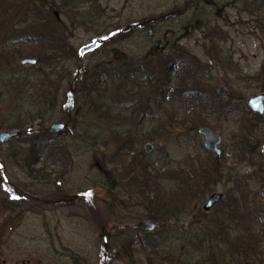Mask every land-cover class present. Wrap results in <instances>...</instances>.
Wrapping results in <instances>:
<instances>
[{"label": "rangeland", "instance_id": "obj_1", "mask_svg": "<svg viewBox=\"0 0 264 264\" xmlns=\"http://www.w3.org/2000/svg\"><path fill=\"white\" fill-rule=\"evenodd\" d=\"M94 1L109 12L111 18L121 16L125 22L123 28L128 27L126 22L130 20L134 23L148 22L144 29H132L124 35L126 38L122 40L123 42L116 43L122 50L145 51L144 49H148L151 42L160 43L163 48L178 46L197 58L204 66L205 72L204 69L200 71L199 74L203 75L201 78L194 74L193 80L189 79L187 74L184 75L181 79L187 81L186 85H183L182 89H177L175 93L169 90L161 105L152 101L153 110L143 117H141L142 107L131 114L132 111L128 109L124 111L115 103L117 105L112 109L127 116V120L123 119L122 122L114 116L111 122L105 119L107 121L97 123L89 116L88 99L85 101L84 95L78 91L74 112L66 113L63 105L70 88L65 89L61 100L62 112L44 130H48L54 123L68 124L65 130L68 132L58 136L57 142L70 146L72 160L66 163L67 166L48 164L47 172L51 175V183L46 181L43 187L31 186L35 181L27 177V173L14 163L10 155L12 149L26 146L25 140L31 138L33 132L42 130L38 125L35 130H25L21 139L11 140L8 144L0 146V264H150L148 256L152 254V250L140 251L139 243L135 240L134 244L131 243L134 250L131 251L132 256L131 254L128 256L130 249L124 247L123 243L131 240V231H135L133 230L135 224L145 220L141 217L145 214L146 207L140 203V200L135 199L137 194L148 192L153 186L141 188L143 190L137 186L130 190L125 188L127 184L125 178L133 170L128 166L130 159L133 158L128 154L132 152L121 151L119 145L113 142V133L137 130L147 134L143 136V142L137 145L141 156L135 154L134 157L143 158L146 162L155 165L189 170L200 164L206 166L210 162L216 163V154L204 149L203 137L189 122L190 116L195 111L203 114L202 117L211 122L209 127L222 136L223 155L219 159V167L224 171L223 179L212 183L209 190L199 199L190 195L185 209L179 203L172 204L180 211L179 219L164 226L159 223L160 234L155 236L159 244L167 249L171 248L172 253L165 262H161L163 259L160 258H154L152 262L153 264H209L206 259V255L210 254L209 248L213 247L216 255H222V250L226 249L224 244V246L220 245L217 231L213 230V227L217 228L218 220L228 218L229 221L231 219L232 222H229L231 224L240 223L241 220L236 222L232 218L237 216L239 205L240 211L246 209L244 213L246 220H250L251 223L257 221L259 213L264 215L262 189L264 159L258 154L252 156L245 151L249 141H254V137H263L259 140L260 148L264 144V117L258 121L247 104L249 98L264 94V82L256 79L264 63V36L261 30L264 13L254 10L258 4L254 0H211L214 6H206L198 13L211 22V29L208 32L204 28L197 29L193 26L191 20L194 11L184 8L185 0ZM192 2L197 3V0ZM177 4L179 7L174 11ZM172 10L175 13L165 20H162L165 17L160 18L162 21L157 22V25L156 22L151 21ZM10 24L11 22L7 24L8 28ZM150 29L154 31V36L148 39L146 36ZM211 30L220 34L213 37L210 35ZM216 32L214 34H217ZM95 38L97 36L88 32L87 28H76L73 30L70 42L79 51ZM4 39V35H1L0 43L6 42ZM213 41L216 42L217 47L222 48L225 57L231 58L237 64L234 71L228 67L223 70L219 64L210 59L205 46L212 51ZM100 50L102 48L83 58L78 54L82 61L72 64L73 76L70 80L76 77V72L81 66L84 73L88 64L93 63L98 57ZM169 54V51H166L156 59L165 60ZM20 61L16 64L17 70L25 68L21 66ZM171 66L172 63L169 61L168 67ZM226 71L229 76L225 74ZM170 72H173L172 86L175 88L172 90H176L180 71L171 68ZM142 86L139 103L143 100L146 102L147 96L154 89ZM122 87L125 91L133 90L134 96L140 91L139 87L134 88L131 82ZM222 87L228 89L227 94L217 93ZM195 90L220 97L219 102L222 104L230 102L229 104L234 106L233 110L237 109L238 113L236 111L222 113L221 110L204 111L205 101L198 104L196 95H190ZM123 96L128 95L124 93ZM132 98L133 96H130L125 99ZM108 102L114 103L112 99ZM8 104V102L0 104V120L6 118ZM251 120L254 121V129H251ZM4 131L11 130H0V133ZM148 134L153 135L155 140H151ZM93 136L99 137L97 142L92 140ZM147 143L155 145L150 154L144 152ZM240 154L243 157H240ZM114 169L115 173H113ZM65 170L67 173L64 174ZM161 182L167 186L168 190H165L164 194L169 198L180 189L170 190L175 187V183L165 179ZM59 186L63 187L62 191L58 190ZM112 186L115 189L111 193L109 188ZM259 191L261 194L256 197ZM213 192L223 193V202L213 211L205 212L203 207ZM73 196L78 197L71 200L69 197ZM234 198L239 202L236 203ZM4 202L6 205H3ZM15 204L19 208L12 213ZM113 204H115L114 211ZM11 215L21 217L11 223ZM263 224L264 222H261L257 226ZM239 227L242 228V222ZM104 230L109 234L108 253L101 249L100 238ZM205 240L203 246L200 242L203 243ZM162 247L160 250H165Z\"/></svg>", "mask_w": 264, "mask_h": 264}, {"label": "trees", "instance_id": "obj_2", "mask_svg": "<svg viewBox=\"0 0 264 264\" xmlns=\"http://www.w3.org/2000/svg\"><path fill=\"white\" fill-rule=\"evenodd\" d=\"M254 1L259 4L254 10L264 13V0ZM191 2L190 0L184 2V8L194 11L191 23L195 28H204L209 32L211 22L198 13L206 6H214V2L211 0H197V3L192 2L193 4ZM178 5L175 6L174 11L178 9ZM174 13L172 10L158 18L165 17L162 19L165 20ZM115 17L111 18L109 12L94 0H63L62 2L57 0H0V36L4 35V41H6L0 43V104L9 103L6 118L0 120V130H35L36 125L42 129L41 131L36 130L31 134V138L25 140L26 146L16 150L12 149L10 153L14 163L23 168L28 178L35 181L31 186L40 187L39 185H42L43 187L46 181H51V175L47 172L48 164L67 166L66 163L72 160L70 146L57 142V134L44 130L62 112L61 100L65 89L74 88L76 94L78 91L84 95L85 101L88 99L89 116L97 123L107 121L105 119H109L108 122H111L114 116L122 122L123 119L127 120V116H124V113L120 111L116 112L112 107L118 104L117 107L120 106L124 111L128 109L130 112L132 111L131 114L136 113L142 107L141 117H143L153 110L152 101L161 105V101L169 90L175 93L177 89H182L183 85H186L187 81L181 79L184 75L187 74L189 79L193 80L195 79L194 74L201 78L203 75L199 74L200 71L204 69L205 72L204 66L198 62L197 58L178 46L163 48L160 43L151 42L149 48L144 49L145 51L122 50L116 43L123 42L126 34L116 37L114 35L122 30L125 22L121 16ZM10 22L8 28L7 24ZM126 23L128 26L134 24L132 20ZM76 28H87L88 32L105 41L98 48H102L98 57L93 60V63L88 64L82 76L77 78L76 75L70 80L73 76L72 64L81 63L78 49L70 42V37ZM261 30H263L264 36V21H262ZM214 32L216 31H210V35L213 37L220 34L219 32L214 34ZM146 37L150 38L148 34ZM211 43L212 51L205 46L210 59L219 64L221 69L225 70V67H228L234 71L237 64L231 58L224 56L222 48L217 47L215 41ZM166 51H169L170 54L165 60L156 59V57L164 55ZM25 57L37 59V64L17 70L15 68L17 62ZM169 61L172 63L171 68H174V71H180V74H177L179 82L176 90H172L175 88L172 86L171 75L173 72H170L171 68L168 67ZM225 74L228 75V72L226 71ZM256 79L259 82H264V63ZM130 82L134 88L139 87L140 91L143 88L142 85L154 88L147 96L146 102L143 100L139 103L142 91L136 92L134 96L133 90L125 91L123 89L122 86ZM122 92L128 96H123ZM192 94L198 98V104L205 101L204 111L221 110L222 113L234 111L238 113L237 109L233 110L234 106L229 104L230 102L222 104L219 102L220 97L214 94L206 95L201 90L192 91L190 95ZM130 96L133 98L125 99ZM176 97L178 96L176 95ZM111 99L114 103L108 102ZM202 116L203 114H198V111L193 112L190 116L189 122L195 130L203 126H211V122ZM253 116L258 121L262 119L258 114H253ZM253 126L254 121L251 120V129H254ZM67 132L68 130L65 133ZM144 135L147 134H142L137 130L116 131L113 133V142L119 145L121 151L132 152L128 154L133 157L128 166H131L133 170L125 178L127 182L125 188L130 190L136 186L140 189L153 186L148 192L143 191V194H137L135 198L146 207V212L141 218L154 220L164 226L179 219L180 211L172 204L178 205L179 203L184 208L190 195L195 199L201 198L212 183L223 179L224 171L219 167V158H216V163L210 162L206 166L200 164L189 170L167 168L146 162L143 158H136L135 154L140 155L141 152L137 149V145L143 142ZM148 136L151 140H155L153 135L148 134ZM97 138L99 137L93 136L92 140L97 142ZM260 139L261 136L254 137V148L259 147ZM65 173H67L66 170ZM113 173H115V169ZM191 178L193 179L190 180ZM164 179L175 183V187L170 190L181 189L177 192L172 191L174 194L170 195L171 201L169 196L164 194V191L168 190L167 186L161 182ZM58 188L60 191L63 190L62 186ZM114 189L113 186L109 188L111 193ZM259 194L261 191L257 192L256 197ZM234 200L236 203L239 202L236 198ZM3 205H6V202ZM114 205L112 206L113 211L115 210ZM17 208L19 207L15 204L12 213ZM238 209L237 216L232 218L236 222L241 220L242 228L239 227L241 222H238L237 225L231 224L229 223L231 219L229 221L228 218H221L217 222V228L213 227L220 238V245L224 244L226 249L222 250V255H216L213 252V247L209 248L210 254L206 255L209 264H264V224L257 226L264 222V215L259 213L257 221L251 223L250 220H246V214H244L246 209L240 211V205ZM19 217L21 216L11 215V223ZM114 217L117 219L116 216ZM159 232L157 230L151 234H144L131 231V240L128 243H123L124 247L130 249L127 253L128 256L131 251H134L131 243L134 244L136 240L139 243L140 251L152 250V254L148 256L150 264H153L154 258L163 259L161 262L167 261L172 250L165 246L162 247L156 240L155 236L160 234ZM205 242L206 240L200 243L203 245ZM160 247L165 250H160Z\"/></svg>", "mask_w": 264, "mask_h": 264}, {"label": "water", "instance_id": "obj_3", "mask_svg": "<svg viewBox=\"0 0 264 264\" xmlns=\"http://www.w3.org/2000/svg\"><path fill=\"white\" fill-rule=\"evenodd\" d=\"M160 18H154L151 21L157 22ZM135 26L139 27V24H136ZM127 31V29L125 30ZM153 30H149V35L152 36ZM105 40L103 39H94L91 43L83 46L80 49V57L83 58L86 54L91 53L98 47H100ZM21 66H32L37 64V59L32 57H25L20 61ZM83 66H81L77 72V76H82ZM218 94L225 95L228 93V89L226 87H222L217 90ZM247 104L250 108V110L253 113H257L259 115H264V94L255 95L248 99ZM76 106V90L74 88H71L68 90L66 95V102L63 105V110L66 113L72 114L75 110ZM68 128L67 123H54L50 126L48 129L50 132L57 134L58 136L64 134L65 130ZM198 133L203 137V147L206 151L216 154L217 156H221L222 150L220 149V145L222 143V136L219 132H217L215 129L204 126L198 129ZM24 134V131L21 130H11V131H4L0 133V146L8 144L11 140H19L22 138ZM155 148V145L153 143H147L144 149L145 154H150ZM263 154H264V147H263ZM78 196L69 197L71 200H75ZM224 198V195L219 192H214L209 196L207 199L203 210L205 212H211L213 208L222 202ZM159 229V223H157L154 220L145 219L139 221L135 226L133 227V230L142 232V233H154ZM109 234L107 231H103L100 243H101V249L102 251L108 253L110 246H109V240H108ZM105 258L107 259V255H105Z\"/></svg>", "mask_w": 264, "mask_h": 264}, {"label": "flooded vegetation", "instance_id": "obj_4", "mask_svg": "<svg viewBox=\"0 0 264 264\" xmlns=\"http://www.w3.org/2000/svg\"><path fill=\"white\" fill-rule=\"evenodd\" d=\"M160 21V19L157 21V22H159ZM156 22V23H157ZM146 23H148V22H143V23H134V24H131V25H129L128 27H124V28H122V30H120V31H118L114 36L116 37V36H122L123 34H127L128 32H130L132 29H144L145 28V26L147 25ZM153 23H155V22H153ZM136 24H139L140 26L139 27H137V26H135ZM127 29V31H125ZM148 34V36L150 37V38H153V36H154V31H153V34H152V36H150L149 35V32L147 33ZM126 38V37H125ZM124 38V39H125ZM82 61V60H81ZM253 114H257V113H253ZM259 115V114H258ZM259 116H261V118L262 117H264V115H259ZM262 134H263V132H262ZM262 137V136H261ZM263 138V137H262ZM222 142H223V140H222ZM253 142L255 143V141H249V144H248V147H247V149L245 150L246 151V153L247 154H249V155H255V154H258L259 155V157L260 158H263L264 159V154H263V147H264V144H263V146L260 148V145L261 144H259V147H256V148H254V146H253ZM221 145H222V143H221ZM221 145H220V149H221ZM233 149H235V148H233ZM222 155H223V152H222V154H221V156H217V158H219V159H221V157H222ZM240 157H243V155H239ZM259 179V178H258ZM262 189H263V191H264V175H262ZM214 193V192H213ZM212 193V194H213ZM223 194V193H222ZM224 195V194H223ZM224 199V198H223ZM222 202H223V200H222ZM222 202L221 203H219V204H217L214 208H213V210L215 209V208H217L218 206H220L221 204H222ZM212 210V211H213ZM142 233V232H141ZM150 234V233H149Z\"/></svg>", "mask_w": 264, "mask_h": 264}, {"label": "snow or ice", "instance_id": "obj_5", "mask_svg": "<svg viewBox=\"0 0 264 264\" xmlns=\"http://www.w3.org/2000/svg\"><path fill=\"white\" fill-rule=\"evenodd\" d=\"M89 195H91V193H89Z\"/></svg>", "mask_w": 264, "mask_h": 264}]
</instances>
